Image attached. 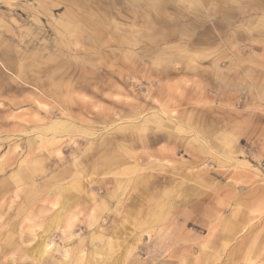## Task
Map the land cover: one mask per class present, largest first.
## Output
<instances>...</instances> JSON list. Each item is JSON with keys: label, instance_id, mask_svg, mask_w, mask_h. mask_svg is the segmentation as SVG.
I'll list each match as a JSON object with an SVG mask.
<instances>
[{"label": "rangeland", "instance_id": "1", "mask_svg": "<svg viewBox=\"0 0 264 264\" xmlns=\"http://www.w3.org/2000/svg\"><path fill=\"white\" fill-rule=\"evenodd\" d=\"M0 264H264V0H0Z\"/></svg>", "mask_w": 264, "mask_h": 264}, {"label": "bare ground", "instance_id": "2", "mask_svg": "<svg viewBox=\"0 0 264 264\" xmlns=\"http://www.w3.org/2000/svg\"><path fill=\"white\" fill-rule=\"evenodd\" d=\"M45 246V245H44ZM47 247H48V245H47Z\"/></svg>", "mask_w": 264, "mask_h": 264}]
</instances>
